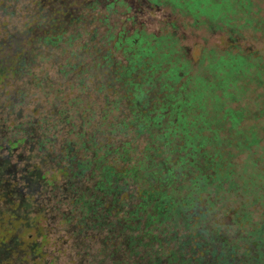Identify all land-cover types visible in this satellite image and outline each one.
I'll return each instance as SVG.
<instances>
[{
	"label": "trees",
	"instance_id": "obj_1",
	"mask_svg": "<svg viewBox=\"0 0 264 264\" xmlns=\"http://www.w3.org/2000/svg\"><path fill=\"white\" fill-rule=\"evenodd\" d=\"M114 3L0 0V264H264V52L114 31Z\"/></svg>",
	"mask_w": 264,
	"mask_h": 264
},
{
	"label": "rangeland",
	"instance_id": "obj_2",
	"mask_svg": "<svg viewBox=\"0 0 264 264\" xmlns=\"http://www.w3.org/2000/svg\"><path fill=\"white\" fill-rule=\"evenodd\" d=\"M111 1L113 0H98L101 6ZM114 1L113 7L116 13L111 14L109 12L108 15V22L114 31H119L121 27L128 33L139 29L144 34L156 38L169 34L178 41L179 48L186 49L187 53L194 56H197L200 50L221 49V45L226 46L227 41H231L230 38L233 37L235 38L234 42L238 43L240 51L246 52L249 49H257L260 53L264 52V0H253L252 2L253 12L251 15L259 22L258 25L247 24L245 20H242L243 13L236 14L229 22L232 28L229 29L231 31L228 30V33L225 31L227 25L221 21H218L217 25L212 27L199 23L193 24L192 18L183 16L179 7L174 6L171 0H158V2L152 0ZM233 1L234 5H240L241 3L243 7L246 2V0ZM254 11H258L257 14ZM257 26L260 29H257ZM2 101L0 98V102ZM23 147L24 144L20 146L17 152L22 150ZM17 152L1 151L0 162L2 163L8 155H16ZM14 159L15 157L11 161Z\"/></svg>",
	"mask_w": 264,
	"mask_h": 264
}]
</instances>
